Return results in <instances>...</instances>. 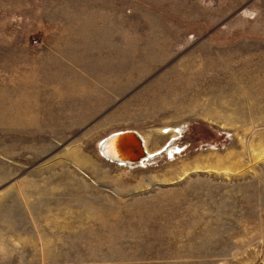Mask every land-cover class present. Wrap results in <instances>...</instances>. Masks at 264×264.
Instances as JSON below:
<instances>
[{
	"label": "rangeland",
	"instance_id": "374dc122",
	"mask_svg": "<svg viewBox=\"0 0 264 264\" xmlns=\"http://www.w3.org/2000/svg\"><path fill=\"white\" fill-rule=\"evenodd\" d=\"M0 264H264V0H0Z\"/></svg>",
	"mask_w": 264,
	"mask_h": 264
},
{
	"label": "water",
	"instance_id": "95a60500",
	"mask_svg": "<svg viewBox=\"0 0 264 264\" xmlns=\"http://www.w3.org/2000/svg\"><path fill=\"white\" fill-rule=\"evenodd\" d=\"M111 145L117 147L113 153L108 152ZM99 150L105 159L115 164L136 165L153 159L148 156L145 141L136 131L111 134L102 141Z\"/></svg>",
	"mask_w": 264,
	"mask_h": 264
},
{
	"label": "bare ground",
	"instance_id": "6f19581e",
	"mask_svg": "<svg viewBox=\"0 0 264 264\" xmlns=\"http://www.w3.org/2000/svg\"><path fill=\"white\" fill-rule=\"evenodd\" d=\"M142 137V136H141ZM143 138V137H142ZM143 140L145 141V139L143 138ZM117 144V143H116ZM145 145H146V148H147V144H146V141H145ZM112 146V145H111ZM117 147L116 146H112V147H110V149H109V151L108 152H110V153H113L114 151H115V149H116ZM173 150L174 149H168V150H166V151H164L163 153H166V154H168L171 158H172V155H173ZM147 152H148V156L149 157H153V159L152 160H155V158H157V157H159V156H161L163 153H160L159 155H152V154H150L149 153V151H148V148H147ZM109 154V153H108ZM152 160H149V162H151ZM145 162V161H144ZM144 162H142V163H140V164H143ZM118 165H122V164H118Z\"/></svg>",
	"mask_w": 264,
	"mask_h": 264
}]
</instances>
